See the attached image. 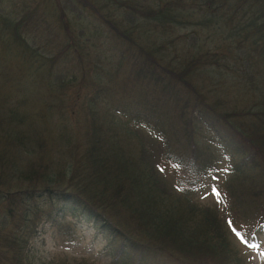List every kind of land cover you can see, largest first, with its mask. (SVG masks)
I'll list each match as a JSON object with an SVG mask.
<instances>
[{
  "label": "trees",
  "instance_id": "1",
  "mask_svg": "<svg viewBox=\"0 0 264 264\" xmlns=\"http://www.w3.org/2000/svg\"><path fill=\"white\" fill-rule=\"evenodd\" d=\"M108 1L110 18L101 12L100 16L110 27L107 36L112 46L97 41L91 29H85L89 0L58 1L56 35L60 34L61 42L56 53L46 49L51 47L49 41L38 47L25 36L22 29L32 22L31 12L17 21L16 12L0 11V58L5 63L8 56L15 58L20 78L32 89L25 92L19 86L9 97L0 93V201L12 209L2 213L1 221L6 225L7 217L16 218L13 209L17 208L28 224L34 204L46 198L52 205L61 201L72 208L73 217L95 222L120 239L127 251H122L126 257L120 264H145L147 257L170 258L180 264H241L240 254L232 247L240 245L235 233L252 235L249 240L257 241L264 227V203H258L259 196L264 200V163L258 157L259 152L264 155V0ZM78 24L83 27L77 28ZM168 29L189 33L177 34L168 42ZM208 29L222 36L227 47L224 56L235 57L233 62L223 61L220 51L204 38L198 42L197 36ZM76 31L85 33V39ZM49 40L54 41V36ZM95 40L100 51L93 55L96 79L91 85L98 90L74 112L76 91L70 92L75 77H69L74 73L66 62L71 58L89 61L91 53L83 43ZM2 72L0 90L4 88ZM202 74L217 85L218 75L227 83L230 74L239 79L237 99L247 103L248 110L229 112L226 120L221 112L228 105L219 94L213 97L209 86L204 91L197 80ZM142 82L159 93L155 100L159 98L150 113L141 109H145L141 102L137 113H132L140 132L125 127L128 122L119 119L120 109L113 111L110 95ZM162 101L176 113L158 108ZM101 104L102 114L98 113ZM85 107L93 122L86 120L81 129L71 126V121L83 120ZM246 110L259 123L252 129L232 128L236 136L228 124ZM167 115L175 118V125L167 123ZM203 127L231 151L230 158L236 153L243 159L233 171L236 185L228 183L221 198L230 206L224 214L219 209L222 205L199 203L191 191L216 165L204 152L197 153ZM79 133L84 136L83 151L73 145ZM239 134L249 139H238ZM129 139L140 141L136 154L126 147ZM9 176L27 185V190L15 191L17 184L7 185ZM68 206L56 209L58 219L65 217ZM13 239L14 264H33L22 237ZM49 264L91 263L59 259Z\"/></svg>",
  "mask_w": 264,
  "mask_h": 264
},
{
  "label": "rangeland",
  "instance_id": "2",
  "mask_svg": "<svg viewBox=\"0 0 264 264\" xmlns=\"http://www.w3.org/2000/svg\"><path fill=\"white\" fill-rule=\"evenodd\" d=\"M4 1L6 0H0V11L4 12L9 10L12 12H16L18 15L17 21L26 13L31 12L33 14V17L30 20L32 21L31 23L33 24V26L30 23L22 29L25 36L30 41L35 40L38 47H44L47 41H49L51 47L46 49L52 50L55 53L59 52L58 42H61V36L60 34L56 35V32H59V22L56 19L60 14V10L58 9V1L60 2L61 0H7L5 4L1 6ZM147 2H151V0H147ZM46 4L48 5L47 7ZM89 6L90 11H88V13L86 14V19L83 22V25H86L85 29H91L89 32L92 33V35L95 34L97 36L98 29L93 26V24L96 23L95 21H98V23L96 24L102 30H100V32L101 37H103V41H105L106 43L108 42L109 45L112 46L113 42L107 36L110 27L104 24V21L100 16L101 12L102 14H106V16L110 18L111 8L109 5V1L107 2V0H89ZM46 14H48L49 16V18L47 19L44 18ZM96 17H98V20ZM216 21H219V19H217ZM111 22L113 24L115 22V19L112 18ZM80 27L83 26L81 24H78L77 28ZM29 28H32V30H30ZM78 33L83 34L81 40H84L86 34L83 32ZM188 33L189 31H181L179 33V30L171 31L168 29L166 34L167 37L165 38V40L170 42L171 40L176 38L177 34L187 35ZM51 36H54V41L49 40ZM203 38L208 45H210L211 47H215L218 49V51H220L221 55H223V58L225 59L223 61H226L228 63L233 62L235 57H229L228 59L224 56L225 51H227V47L224 46L225 44L223 40H221L223 38L220 34H215L208 29V31L204 32V35L203 33L201 34L200 38L197 36L198 42L199 40H201L202 42ZM98 39L100 38L98 37ZM83 48H87L91 53V58L89 61L87 59L79 60V58L78 61H76L71 58L70 61L66 62L68 69H71L74 73L71 75L69 73V77H75L74 84L72 85L73 90H71L70 92V95H72L76 91V97L73 104L74 112H76L75 109L79 110L83 106L82 104L98 90V88H94L91 83L96 79L94 77V67H92L95 64L92 61L94 57L93 55L97 51H100L99 43L96 40L92 44H86V42H84ZM7 56V54H4L5 59H7ZM8 57L10 59H8L6 63L4 62L3 58H0V72L3 71L1 76V83L4 84V88H1L0 90L1 95L9 97L12 92H16L19 86H21L20 88H22L25 92H27V90H32L31 84L27 83L26 81L24 83V81L19 76V62L11 56ZM218 58L221 59L220 55H218ZM209 59L215 61V56L213 54H210ZM63 62H65V59ZM4 64H7L9 67L5 69ZM61 65L64 67L63 63H61ZM210 67H213V69L216 71L215 66L211 65ZM216 77L217 78L215 79V82L219 81V85L215 84L211 80V77H208L205 74L198 75L197 80L205 92H207V89H205L204 86H209L208 91L211 92V90H213V92H211L213 97L216 95L218 96L219 94L221 98L225 100L228 108L224 109L221 112V116L225 118V115L229 112H234L236 110L242 109L248 110V104L243 103L241 99H237L239 98L237 88H239L238 81L240 82V80L236 79L232 74H230L229 76L231 81L228 83L223 80L224 77L220 75ZM38 83L39 80L35 81V84ZM127 87L128 89L125 91L119 90L113 91L111 93V102H115V108L113 111L117 109L121 110L122 114L119 116V119L123 123L128 122L127 124H125V127L127 129L131 127L141 132L140 125L136 120H133L131 115L132 113H137V110L139 109L137 106H139L140 102L141 104L143 103L145 105V109H141H143L144 111H149L150 113V110L157 104L156 102L159 97L156 100L155 97H157L156 94L159 93L152 92V89L147 88V84L143 82L136 87ZM226 89H228L227 92L225 91ZM144 91L148 93H144ZM208 102L209 101L207 100L206 103ZM163 104H161L158 108L168 110L169 114L171 115L176 113V111L170 110L164 102ZM190 110H192V107L190 108ZM247 110L243 112L244 114H241L240 116L231 120L234 122V124L229 122L228 127L231 126L229 127L231 131H233L232 128L236 129L237 131H239L238 129H252L259 123V120L253 121V117L250 114H247ZM81 112V117L83 120L80 123H77L73 120L70 123L71 126H79V129H81V126L84 125L86 120L87 123L93 122L91 115L87 117L88 110L86 107L82 109ZM98 113H104V105H100V111ZM177 116H179V112ZM167 117L168 122L166 120L164 121H166L167 123L171 122L173 125H175V118L170 119V115H167ZM225 119L228 120L227 118ZM221 121L226 123L225 120L221 119ZM202 129V134L199 137V147L202 152L198 151L197 153H205L210 158L214 159L216 165L214 167V170L208 173L205 178H202L200 181H198V184L193 187L191 191L195 193L196 200L203 201L204 205H216L217 207L222 205L221 207H219V209L224 214L226 211H229L230 206L227 207L225 201H222V199L217 197V195L220 197L225 196V191L228 188V183H233L236 185V176L233 171L234 168L239 165L238 162L243 161V159L236 153L234 154L233 159L230 158V156L232 155L231 151L226 148L220 140H218V137L211 136V134L208 133V129H205L204 127ZM75 130L77 132V127H75ZM80 133L79 135H76V137H73V145L76 146L80 151H83L80 148V144H84V136ZM233 133L236 135L234 131ZM239 136L240 137L237 138L244 141H247V139H249V135L244 134V136H241L239 134ZM139 146L140 141H136L133 139H129L128 143H126L127 149H131L132 153L134 154H136ZM82 148H84L83 145ZM242 151L246 152V148L244 147ZM211 154H213L214 157ZM255 154L253 153L252 155L254 156ZM258 157L264 163V155L262 154V152H259ZM52 158L55 159V157ZM162 167L166 169L163 165ZM262 167L264 169L263 164ZM164 173L170 172L165 171ZM249 174L256 176L258 173ZM196 175H198V173L193 174V176ZM15 179L17 178L15 177ZM261 179L264 181V176L261 177ZM17 180L20 181L19 179ZM259 181L260 180H257L254 183L255 190L256 192L258 191L257 196H259L260 193V189H258L260 185ZM6 183L7 185L17 184L15 187V191L27 190L28 188L27 185H19V183L16 180H12L10 176L8 177ZM239 183L241 184V182ZM258 198V203L262 205L264 203L263 198H261L260 196ZM36 204H34L35 211L33 212L28 224H26V222L21 219L23 211L15 208L13 210L17 211V217L13 220L10 217H7L8 222L5 225V223L1 221L3 218V214L6 210L12 209L7 208V204L5 201H0V264H14L11 248L13 246L12 244L14 243L13 238L15 235L21 236L24 240L26 252H28L30 261L33 264H49L59 259L68 261L83 260L91 264H120L124 261L126 255H124L122 251H127L124 248L121 240L114 238L106 230H103L98 225H96L95 222L88 221L79 215L73 217L72 208L68 205L63 204L61 201L55 202L52 205L50 199L43 198L41 200H38ZM65 206H68L65 209V217L58 219L60 216L58 215L56 209ZM37 208L39 209L36 210ZM55 220L60 221L53 224ZM239 237L240 238H238V242L241 246H236L235 244V246L232 247L233 249L238 251V254H240L239 257L242 260L241 264H264V229L260 231V234L258 233L257 241H250L253 236L249 234H242ZM248 241L250 242V244H248ZM144 260L145 264H180L170 258L160 259L147 257Z\"/></svg>",
  "mask_w": 264,
  "mask_h": 264
},
{
  "label": "snow or ice",
  "instance_id": "3",
  "mask_svg": "<svg viewBox=\"0 0 264 264\" xmlns=\"http://www.w3.org/2000/svg\"><path fill=\"white\" fill-rule=\"evenodd\" d=\"M231 224V222H229Z\"/></svg>",
  "mask_w": 264,
  "mask_h": 264
}]
</instances>
